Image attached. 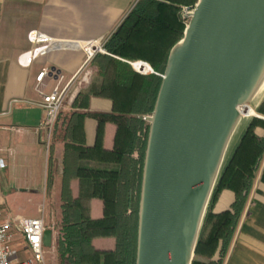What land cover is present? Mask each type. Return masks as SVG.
Returning <instances> with one entry per match:
<instances>
[{
  "label": "trees",
  "instance_id": "obj_1",
  "mask_svg": "<svg viewBox=\"0 0 264 264\" xmlns=\"http://www.w3.org/2000/svg\"><path fill=\"white\" fill-rule=\"evenodd\" d=\"M196 2L137 0L103 43L106 53H96L92 59L99 82L96 86L92 83L75 99V104L83 106L84 111L63 114L61 109L59 112L48 147L46 179L49 194L56 178H60L58 210L53 223L56 264H135L138 207L149 129L144 117L153 110L168 53L183 36V7H192ZM116 57L145 61L156 73L141 75ZM92 95L109 98L112 110L107 113L88 110ZM255 111L264 116V101ZM85 117L97 122L91 147L77 137ZM106 122L116 126L111 149L102 146ZM258 125L264 126V120L251 117L247 121L223 163L203 218L192 264L223 262L233 236L229 220L241 216L252 186L251 172L258 168L264 154V135L254 132ZM58 138L64 145L59 167L52 156L53 144ZM88 151H92L94 160L81 159L88 157ZM77 176L79 192L73 197L70 182ZM223 189L230 190L234 200L228 209L214 213L213 206ZM93 198L102 201L100 218L90 216ZM106 237L114 238V248L96 249L93 239Z\"/></svg>",
  "mask_w": 264,
  "mask_h": 264
},
{
  "label": "water",
  "instance_id": "obj_2",
  "mask_svg": "<svg viewBox=\"0 0 264 264\" xmlns=\"http://www.w3.org/2000/svg\"><path fill=\"white\" fill-rule=\"evenodd\" d=\"M186 18L144 117L135 264H192L232 136L264 87V0H197Z\"/></svg>",
  "mask_w": 264,
  "mask_h": 264
},
{
  "label": "crops",
  "instance_id": "obj_3",
  "mask_svg": "<svg viewBox=\"0 0 264 264\" xmlns=\"http://www.w3.org/2000/svg\"><path fill=\"white\" fill-rule=\"evenodd\" d=\"M136 2L137 0H0V156L5 161V167L0 170L2 210L6 211L4 205L7 201L13 203L23 198L35 200L39 205L54 200L55 196L58 200L60 178H56L54 188L48 194L46 179L49 150L34 129L43 114L36 104L39 100L34 89L36 75L43 69L52 72V77H45L43 80L46 91L53 87L55 75H63L66 79L74 77L65 97L62 113L84 111L83 106L75 104V99L81 91L92 83L96 86L99 81L96 76L97 67L92 61L94 56L88 59L83 45L89 41L103 44ZM32 30L48 35L56 45L24 67L20 64L19 57L31 46L27 34ZM262 101L264 87L253 99L252 109L255 110ZM88 110L110 112L112 101L92 95L88 100ZM3 112L6 113L2 114ZM63 116L59 124L62 123ZM257 118L264 120L263 115ZM248 120L241 124L230 147L236 142ZM96 127L95 119L85 117L77 134L79 141L82 139L88 147L93 146ZM115 131L113 123L104 124L102 146L105 149L113 147ZM254 132L263 136L264 126H256ZM58 139L53 144L52 156L59 167L64 145ZM81 159L94 160V154L88 151V157ZM78 175L80 177V172ZM251 175L252 186L244 210L238 219L229 220L233 236L222 264H264V154L258 168ZM79 177L70 182L73 197L79 192ZM233 200L234 194L230 190H221L212 211L219 213L228 209ZM40 207L36 216L42 212ZM102 209L100 199H91L92 218H100ZM49 229L52 230V245L47 249L54 252L56 264L55 231L51 226ZM92 243L98 250H112L115 240L112 237L94 238ZM217 257L218 252L214 255L215 259Z\"/></svg>",
  "mask_w": 264,
  "mask_h": 264
},
{
  "label": "built area",
  "instance_id": "obj_4",
  "mask_svg": "<svg viewBox=\"0 0 264 264\" xmlns=\"http://www.w3.org/2000/svg\"><path fill=\"white\" fill-rule=\"evenodd\" d=\"M193 8L194 6L183 7L185 21L188 22L186 15L191 13ZM27 40L31 46L19 57V62L24 67L29 66L38 56L48 52L56 45L51 37L37 30L29 31ZM83 51L88 59L96 53H106L103 44L93 41L86 42L83 45ZM129 64L139 74L156 73L145 61L137 60L129 62ZM52 75L48 69H43L36 75L34 85V89L39 95L36 104L43 113L38 126L34 129L46 148L49 147L54 124L74 78L66 79L63 75L57 74L53 87L46 91L43 80L45 77H52ZM239 109L242 112L243 108ZM246 115L247 117L258 116L254 111L252 115L248 113ZM4 167V158L0 156V170ZM49 226L43 212L36 217H23L11 215L0 208V264H45L47 248L43 245V233ZM16 242L21 243L20 246L16 247ZM21 253L26 256H21Z\"/></svg>",
  "mask_w": 264,
  "mask_h": 264
},
{
  "label": "rangeland",
  "instance_id": "obj_5",
  "mask_svg": "<svg viewBox=\"0 0 264 264\" xmlns=\"http://www.w3.org/2000/svg\"><path fill=\"white\" fill-rule=\"evenodd\" d=\"M186 22L187 21H185V24H186ZM134 61H137V60H134ZM134 61H130V62H134ZM254 112L258 116L261 115V114H258L256 111H254ZM251 117H253V116H251ZM244 121L245 120H242V122L237 127L234 135L232 136L231 143L233 142V139L235 140V138L237 136V130L239 129V127L241 126V124ZM231 143H230V145H231ZM39 206H41L40 209L45 214L47 224L50 226H53L55 216H56V212L58 210V200L56 199V196H55L54 200H51L48 203L42 202V203H40V205L35 200L28 199V198H23L19 201L13 202V203L7 201L4 205V208L6 209L5 212H7L11 215H21L24 217H33V216L37 215ZM20 244L21 243L16 242L15 246L18 247V246H20ZM21 256H26V254L21 253ZM194 259H195V255H194ZM45 263L46 264H54L55 263L54 252H52L50 250L48 251V249H47V252L45 254Z\"/></svg>",
  "mask_w": 264,
  "mask_h": 264
},
{
  "label": "bare ground",
  "instance_id": "obj_6",
  "mask_svg": "<svg viewBox=\"0 0 264 264\" xmlns=\"http://www.w3.org/2000/svg\"><path fill=\"white\" fill-rule=\"evenodd\" d=\"M247 113L250 114V115H252L253 114V111L251 109H248Z\"/></svg>",
  "mask_w": 264,
  "mask_h": 264
}]
</instances>
